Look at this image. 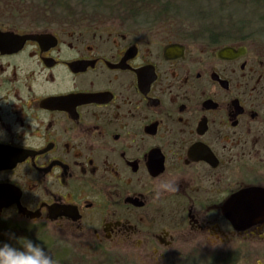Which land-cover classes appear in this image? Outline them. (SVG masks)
I'll list each match as a JSON object with an SVG mask.
<instances>
[{"label":"flooded vegetation","instance_id":"obj_1","mask_svg":"<svg viewBox=\"0 0 264 264\" xmlns=\"http://www.w3.org/2000/svg\"><path fill=\"white\" fill-rule=\"evenodd\" d=\"M261 194L264 0H0V246L264 264Z\"/></svg>","mask_w":264,"mask_h":264},{"label":"clouds","instance_id":"obj_2","mask_svg":"<svg viewBox=\"0 0 264 264\" xmlns=\"http://www.w3.org/2000/svg\"><path fill=\"white\" fill-rule=\"evenodd\" d=\"M179 178L174 177L157 183L153 189V199L158 200L165 193L178 192ZM20 243L21 249L8 244L0 246V264H57V261L39 244L27 238L22 239Z\"/></svg>","mask_w":264,"mask_h":264},{"label":"water","instance_id":"obj_3","mask_svg":"<svg viewBox=\"0 0 264 264\" xmlns=\"http://www.w3.org/2000/svg\"><path fill=\"white\" fill-rule=\"evenodd\" d=\"M246 205L250 207L242 213L243 217L249 216L246 220L264 219V194L254 195L252 201Z\"/></svg>","mask_w":264,"mask_h":264},{"label":"rangeland","instance_id":"obj_4","mask_svg":"<svg viewBox=\"0 0 264 264\" xmlns=\"http://www.w3.org/2000/svg\"><path fill=\"white\" fill-rule=\"evenodd\" d=\"M243 257H244L243 255H239L237 264H249V262H251L250 259H246V257L245 258ZM231 262H233L234 264V261H230V262L228 261L227 264H231ZM201 263L202 262H196V264H201Z\"/></svg>","mask_w":264,"mask_h":264},{"label":"trees","instance_id":"obj_5","mask_svg":"<svg viewBox=\"0 0 264 264\" xmlns=\"http://www.w3.org/2000/svg\"><path fill=\"white\" fill-rule=\"evenodd\" d=\"M229 262L232 261V260H228Z\"/></svg>","mask_w":264,"mask_h":264}]
</instances>
